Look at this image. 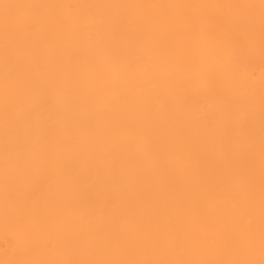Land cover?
Listing matches in <instances>:
<instances>
[{
    "label": "snow or ice",
    "instance_id": "snow-or-ice-1",
    "mask_svg": "<svg viewBox=\"0 0 264 264\" xmlns=\"http://www.w3.org/2000/svg\"><path fill=\"white\" fill-rule=\"evenodd\" d=\"M0 264H264V0H0Z\"/></svg>",
    "mask_w": 264,
    "mask_h": 264
}]
</instances>
